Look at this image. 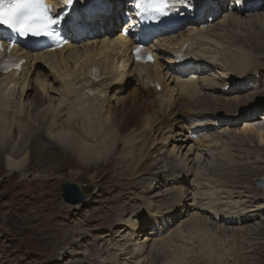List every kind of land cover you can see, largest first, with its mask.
Instances as JSON below:
<instances>
[{
	"label": "bare ground",
	"instance_id": "6f19581e",
	"mask_svg": "<svg viewBox=\"0 0 264 264\" xmlns=\"http://www.w3.org/2000/svg\"><path fill=\"white\" fill-rule=\"evenodd\" d=\"M103 1L113 5V14L110 17L96 15L81 24L84 32L91 30L97 34L94 38L73 44L60 52L31 57L18 77L16 71H12V75L7 77H0V157L4 156L6 171L25 173L30 148L32 155H35V147L39 148L43 143H51L47 150L55 148L62 156L78 158L80 165H97L96 168L104 164L103 162L112 160L113 158L109 157L116 154L123 164L126 165L127 160L131 165L126 177L129 179L128 184L133 187L132 197L136 199L148 196L149 199L147 204L144 203L146 197L136 199L137 201L132 199L131 204L125 202L123 194H119L122 202L114 197V205L104 220L105 225H110L113 229L112 235L118 232V226L124 228L120 230L122 233L129 231L130 237L125 238L126 244L122 245L121 251L129 250L124 257L130 256L128 260L133 259L134 262L126 261L124 264H139L141 258V264H144L145 260L147 263L152 254L156 253H161V264H181L177 255L181 248H178L184 245L183 252H187L188 243L195 239L196 229L193 226H196L204 215L207 218L203 222L212 220L216 229L242 226L241 241L245 239L248 242L245 249L242 247V254L248 252L250 255L248 258H242V264L256 259L260 261L258 253L262 251L260 242L264 241V228L254 221L261 219L260 214L264 215V208L251 197L257 195V191L248 188L244 192L255 202L249 201L242 207V213H222L219 207L208 206L202 200L198 206L195 205L194 195L190 199L191 190L204 195L210 181L205 176L206 172L201 173L200 168H194L199 166L205 157L219 154L225 158V151L228 150L225 143L227 138L235 139L236 134H228V130L218 132L217 128L233 127L242 121L244 126L240 131L247 142L252 134L259 137V140L264 135L255 133L256 129L252 128L255 120L260 121L262 118V114L258 116V113H264V106L259 104L264 98V84H261L264 77L260 78L257 86L250 83L242 85L249 74H258L261 68L259 62L262 59L253 58L254 56L244 49L237 51L228 47L243 46L246 49L253 47L255 42L230 39L225 45L222 39H215L207 31H197L200 22L196 21L193 24L195 28L190 31H186L187 25L177 30L172 28L165 31L171 33L166 36L176 32L178 34L183 30L186 32L176 39L173 36L159 40L158 44L154 45L155 49L159 50L155 53L156 62L137 66L131 63L126 44L118 40L119 37L115 38L112 34L100 35L98 31L100 28L107 31L109 27H115L116 21L124 12L125 1ZM174 1L184 3L188 8L189 17L198 21L207 12L203 21L205 23L209 22L210 17L218 16L222 7L221 0ZM238 5L239 7H233L234 12L241 15L243 12L253 13L258 6H262L261 9L264 7V0H248ZM78 7L85 10V2L80 0ZM256 18L251 19L256 21ZM74 19L75 23L80 22L78 15ZM221 21L224 23L225 20ZM254 21L248 26L257 27ZM259 33L264 34V29ZM216 49L221 51L220 63L213 61ZM150 50L154 51L153 46H150ZM185 64L190 65L191 70L179 71L180 65ZM251 65L253 67L250 68ZM215 68H219L224 75L222 80H215V77L207 75V71ZM218 84L221 87L217 86ZM53 85H57L58 90L53 89ZM130 87H133L131 94L128 92ZM233 93H237V96L234 97ZM239 94L242 96L238 97ZM29 108L31 111L35 109L39 124H34L32 115L28 113ZM177 116H181L180 122H177ZM183 129L188 135L186 138L180 135ZM35 140L41 145H34ZM255 143L250 141L256 150ZM171 144L174 145L172 151L169 149ZM190 144L193 145L191 148ZM261 149L264 151V148ZM180 150L186 151L185 155L181 152L180 156L183 158L179 157ZM45 155L52 156L48 152ZM176 159L178 164L174 163ZM191 165L193 169L189 173ZM257 166L243 168L245 180L250 179V171L259 172L263 167ZM128 167L129 165L127 170ZM157 169L166 170V175L170 173V176H174L169 180L168 176L156 172ZM38 174L33 172L23 178L37 180ZM70 178L75 179V176L70 175ZM186 186L189 188H185ZM167 187H170L171 203L166 199L165 203L162 202L161 192L164 193ZM162 189L164 191H161ZM119 192L122 190L119 189ZM138 202L145 205L139 213ZM225 206L227 208V205ZM116 213H120L122 218L116 220ZM127 217L129 218L126 219ZM44 219L49 220V217ZM44 219L41 223L47 227L48 222ZM262 220L264 219L260 220V224L264 225ZM88 229L90 230L91 226ZM52 233L47 237L53 245L49 255L50 263L61 264L63 259L57 252L63 245L60 253L66 254L63 250L71 246L72 236L61 235L62 232L58 228ZM57 244L55 250L54 246ZM100 244L98 242L94 246L90 245L93 247L88 248V257H99L115 251V248L110 249L105 245L107 242ZM80 245L82 240H77L73 248L69 249L70 254L66 255L74 260V247Z\"/></svg>",
	"mask_w": 264,
	"mask_h": 264
},
{
	"label": "rangeland",
	"instance_id": "374dc122",
	"mask_svg": "<svg viewBox=\"0 0 264 264\" xmlns=\"http://www.w3.org/2000/svg\"><path fill=\"white\" fill-rule=\"evenodd\" d=\"M239 1L246 2L248 0ZM221 2L222 7L218 12V16L210 17L209 22L205 23L203 21L207 17L208 13L206 12L205 16L202 15L198 21V23H200L197 31H207L209 34L213 35L215 39H222V43L225 45L228 44L227 41L230 39L238 42L245 41V39L253 40L255 44L251 48L245 49L243 46L233 47L231 45H228V47L230 50L236 49L237 51H239V49H244L245 52L253 55V58L262 59L261 62H259L261 68H259L258 74H249L247 80L242 83V85L250 83L251 85L255 84V86H257L260 78L264 77V34L259 33L261 29H264V7L261 9L262 6H258L257 10L253 13L243 12L241 15L233 11L234 2H237L236 0H221ZM244 10L246 11V9ZM255 17H257L256 21L252 20L255 19ZM222 19L225 20L224 23L221 21ZM253 21L256 23L257 27L253 28L248 26V24H250V22L253 23ZM185 28L186 31H190L195 27L193 24H189ZM186 31L183 30L178 34L176 32L174 35L159 37L158 39L163 40V38L167 39L173 36L176 39ZM258 33L259 35H257ZM159 40L156 41L159 42ZM212 49H214V47ZM220 53L221 51L216 49V56L213 60L214 63H220ZM162 64L165 65L164 63ZM253 65H251L250 68L253 67ZM207 73V75L215 77L213 78L215 80L221 77L224 78L219 68L211 69L210 72L207 71ZM261 84H264V78ZM217 86L220 85L218 84ZM130 88L128 89V92H130L129 94H131L133 87ZM223 88L225 89L226 87L224 86ZM53 89L58 90L57 85H53ZM158 91H160V89H158ZM232 95L236 97L237 93H233ZM241 96L242 94H239L238 97ZM139 100L140 99H138V102ZM28 104L30 103H27V105ZM115 104L116 103H114L113 106H115ZM259 104L264 106V98L261 99ZM116 107L118 110L120 109L119 106ZM34 110L31 111L29 108L28 113L32 115V119L36 125L39 124V122L37 123V117H35L36 112ZM43 110L44 108L42 111ZM261 114V120H255L252 124V128L254 130L256 129L255 133L258 132V134L263 135L264 113H258V116H261ZM181 120V116H177V122ZM182 123H184V121ZM243 126L244 124H242L241 121L233 127L222 126L217 128L218 132L222 131L223 133V131L228 130V134L234 133L236 136L234 140L227 138L225 143H227L228 150L225 151V153L227 152L225 158L219 154L212 157H205L204 161L202 160L200 165L194 168H200L199 171H201V173L203 171L206 172L205 176L210 179L209 186L204 190V195L191 190L192 195L190 199H192L194 195L195 205L198 206L202 200V202H205L208 206L219 207L218 209L221 210L222 213H227L229 211L242 213V207H245L249 201L254 199L258 201L257 204L261 203L260 206L264 208V188H259L258 186V181L264 179V151L261 149L264 148V135L261 136L260 140L259 137L257 138L254 134H252L253 136H251V138L249 137L250 141L253 140V142H256L255 150L252 144H250V141L247 142L242 137L244 135L240 130H243ZM182 132L183 133L180 135H183L185 138L188 137L185 133V129H183ZM14 137H16V134H14ZM33 144L39 145L40 143L38 140H35ZM33 144L30 143V145ZM50 144L51 143H43L39 148L35 147L37 149L35 155H32V149L30 148V157L25 173L7 172L4 156H2V158L0 157V264H51L49 255L50 251L53 249V245H51L52 241L47 237L53 234L52 232L57 228L62 232L61 235L65 234L72 236L70 240L71 246L63 250L66 254H70L69 249L71 250L73 248L77 240H82V245L79 247L76 246V248L74 247L76 250V257L74 260H72V257L69 256V258L66 254L63 255L61 254L62 252L60 253L63 247L62 245L61 250L57 252L64 261H62L61 264H124L126 261L134 262L133 259L128 260L130 256L124 257L129 250L121 251L122 245L126 244L125 238L129 239L130 237L129 231L122 233L120 230H124V228L118 226L117 229L120 233L117 232L112 235L113 229L110 225H105L104 223V220L108 217V211H110L114 205L113 198L116 197L122 202L121 198L118 196L119 194H123L122 197L125 199L126 203L132 204L130 200L133 199L132 201H137L143 197H146L144 200L145 204L149 201L148 196H134L137 200L132 197L133 187L128 184L129 179L126 177L131 167L130 163L126 160V165L123 164L120 159L115 156L116 154H114L109 157V159L113 158L112 160L103 162L104 164L98 165V168H96L97 165L84 166L80 165L79 159L74 156H62L57 153L55 148L47 150ZM192 146L193 145L190 144V148ZM172 148H174L173 144H171L169 149L172 151ZM46 152L52 156L46 157ZM181 152L182 155H185L186 151H179V157L183 158L180 156ZM174 163L178 164L177 159ZM127 165H129L128 170ZM253 165L263 167L259 172L250 171V173H252L250 179L245 180L243 168ZM192 169L191 165L189 173L192 172ZM155 171L159 172L161 175L163 174V176H168L169 180L174 176L173 174L170 176V173L166 175V170L157 169ZM33 172L39 173V179L32 180V178H29L26 180L23 178ZM70 175H74L75 179H71ZM71 180L80 185L79 188L81 192L86 196V200L80 205L71 206L63 202L61 187ZM187 187L189 188V186L185 188ZM248 188L251 190L254 189L258 193L257 195L251 196L253 199L249 198L247 193L244 194ZM119 189L122 190V192H119ZM169 189L170 187H167L164 193L161 192V195L163 194V203H165L164 199L170 200V203L172 201V196L170 195L171 191ZM161 191H164V189ZM189 193L190 191L188 194ZM254 200L253 202H255ZM142 202L137 203L139 207L138 213L141 212L140 209L145 206ZM225 205H227V208ZM237 207L239 209H237ZM116 214V220L122 218L120 213ZM262 214H260V218L264 219V215ZM48 217L49 220L44 219ZM128 218L129 217L126 219ZM206 218L207 217L204 215L201 217V221L196 226H193V228L196 229L195 239L188 243L189 248L187 252H183L185 249L184 245L178 248H181V250L177 252L181 264H242V258L250 257L248 252L244 253V255L242 254V247L245 249V246L248 245L247 240L244 239L241 241L240 231H242V226H229L225 227L224 230L222 227L216 229V224L212 220L203 222ZM42 219L48 222L47 227L42 225ZM260 220H255L254 223L264 228V225L260 224ZM169 225H171V223ZM89 226H91L90 230L88 229ZM169 227L172 228L171 226ZM226 231L229 233L228 235ZM149 232L146 235H148ZM221 232L224 234L221 235ZM106 237L107 239L110 238V240H107ZM259 238L261 239V237ZM98 242L99 244L101 243L100 245L107 242L105 245L110 247V249L115 248V251L104 253L99 257L95 255L88 257L90 254L88 248L93 247ZM249 243L251 244V242ZM260 243L262 247V251L258 253L260 261L256 259L246 264H264V241ZM58 244L54 246L55 250ZM160 255L161 253L152 254L149 261L146 263L145 260L144 264H161ZM142 262L143 258H141L139 264Z\"/></svg>",
	"mask_w": 264,
	"mask_h": 264
},
{
	"label": "snow or ice",
	"instance_id": "6c2138e0",
	"mask_svg": "<svg viewBox=\"0 0 264 264\" xmlns=\"http://www.w3.org/2000/svg\"><path fill=\"white\" fill-rule=\"evenodd\" d=\"M72 0H68L70 4ZM151 10V18L156 20L169 13L171 5L168 0H148ZM57 17L51 13L49 5L45 0H0V26H4L17 33L20 38L29 37H56L53 25L57 23ZM15 42H7V48L0 42V53L10 52ZM137 59L142 57V47L135 49ZM151 61L152 56L147 55ZM17 68L19 64L15 65Z\"/></svg>",
	"mask_w": 264,
	"mask_h": 264
},
{
	"label": "water",
	"instance_id": "95a60500",
	"mask_svg": "<svg viewBox=\"0 0 264 264\" xmlns=\"http://www.w3.org/2000/svg\"><path fill=\"white\" fill-rule=\"evenodd\" d=\"M259 188H264V179L258 181ZM62 199L65 204L76 206L86 200V196L81 192L78 184L69 181L62 185Z\"/></svg>",
	"mask_w": 264,
	"mask_h": 264
}]
</instances>
